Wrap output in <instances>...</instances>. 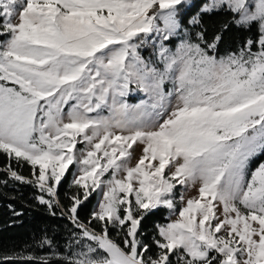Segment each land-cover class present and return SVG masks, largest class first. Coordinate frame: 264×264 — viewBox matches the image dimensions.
I'll return each instance as SVG.
<instances>
[{
  "label": "snow or ice",
  "instance_id": "snow-or-ice-1",
  "mask_svg": "<svg viewBox=\"0 0 264 264\" xmlns=\"http://www.w3.org/2000/svg\"><path fill=\"white\" fill-rule=\"evenodd\" d=\"M0 37V171L73 225L4 259L264 264V0H0Z\"/></svg>",
  "mask_w": 264,
  "mask_h": 264
},
{
  "label": "trees",
  "instance_id": "trees-1",
  "mask_svg": "<svg viewBox=\"0 0 264 264\" xmlns=\"http://www.w3.org/2000/svg\"><path fill=\"white\" fill-rule=\"evenodd\" d=\"M241 38L242 33L240 32L228 33L221 54L229 47H236ZM5 163L6 157L0 154V168H3ZM17 171L25 177L31 176V168L27 164L17 167ZM71 172L73 168L70 169ZM71 177L72 175L68 174L58 188L61 203L65 205L68 203V196L73 191L70 187ZM5 180L7 183H3ZM38 195H41L38 188L15 181L0 171V264H40L38 260L4 259V257L18 255L48 257L54 252L67 253L66 244L70 239V230H73V225L66 216L62 215L60 208H56V215H52L47 206L38 202L36 199ZM97 197L93 195L78 210L81 219L88 217L93 211ZM16 212L20 215H15ZM166 220L167 210L161 209L156 216L147 221L146 235H150L155 223H163ZM45 237L53 241L52 247L47 245L40 247V241ZM49 264H62V262L53 259Z\"/></svg>",
  "mask_w": 264,
  "mask_h": 264
},
{
  "label": "rangeland",
  "instance_id": "rangeland-1",
  "mask_svg": "<svg viewBox=\"0 0 264 264\" xmlns=\"http://www.w3.org/2000/svg\"><path fill=\"white\" fill-rule=\"evenodd\" d=\"M144 98H145V97L143 96L142 93H131V94L129 95V97L127 98V100H128V102H129L130 104H135V103H139V101H140L141 99H144ZM105 114H106V113H105ZM79 147H81L80 144L77 145V148H79ZM133 148H134V153H133V160H132V163L134 164L136 158H138L139 155H140L141 149H140V147H137V146H135V145L133 146ZM75 171H76V169L73 168V172H75ZM71 179H72V177H71ZM179 190H180V191H183L182 188H180ZM194 195H196L195 189H189V190L187 191L186 198H187V197L194 196ZM98 199H99V197H97V201H98ZM97 201H96L94 207L96 206ZM94 207H93V209H94ZM167 217H168V212H167ZM173 218H175V217H173Z\"/></svg>",
  "mask_w": 264,
  "mask_h": 264
}]
</instances>
